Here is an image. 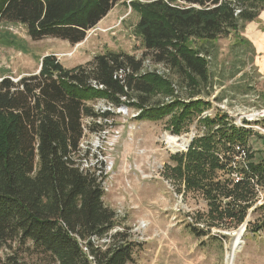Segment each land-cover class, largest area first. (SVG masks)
I'll list each match as a JSON object with an SVG mask.
<instances>
[{"label":"trees","instance_id":"16d2710c","mask_svg":"<svg viewBox=\"0 0 264 264\" xmlns=\"http://www.w3.org/2000/svg\"><path fill=\"white\" fill-rule=\"evenodd\" d=\"M121 1L0 0V21L25 25L34 40L52 36L75 45ZM132 5L140 13L141 58L107 50L65 67L52 53L42 56L36 72L18 80L0 76V250L5 251L0 264L132 263L136 244L130 235L119 229L110 233L118 220L103 198V169L97 175L98 166L82 169L76 160L85 118H94L87 127L99 131L104 125L99 118L114 115L91 102L135 106L141 119L170 115L173 132L181 133L183 123L203 115L211 102L192 95L147 104L149 95L173 96L175 86L159 71L142 72L145 57L151 54L201 87L210 81L204 43L233 34L247 45L251 40L242 32L264 10V0H133ZM0 44L17 45L16 34L0 31ZM200 121L207 133L190 141L188 151L175 153L176 163L168 168L185 180V188L210 197V214L242 223L251 206L252 181L264 183V159L256 160L250 145L245 164L235 148L247 146L253 131L227 113L204 115ZM221 170L227 177L220 181ZM263 226L264 221L258 229Z\"/></svg>","mask_w":264,"mask_h":264},{"label":"rangeland","instance_id":"374dc122","mask_svg":"<svg viewBox=\"0 0 264 264\" xmlns=\"http://www.w3.org/2000/svg\"><path fill=\"white\" fill-rule=\"evenodd\" d=\"M132 1L118 2L89 30L85 39L75 45L52 36L34 40L25 25L0 21V31L15 33L17 43L0 44V76L11 74L18 80L23 74L36 72L42 56L52 53L65 67L85 63L107 50L128 52L141 58L144 46L136 33L140 13L133 9ZM242 35L251 42L246 45L230 34L204 43L202 52L208 55L210 81L198 88L187 82L177 68L156 62L151 54L145 57V63L150 61L149 69L163 73L175 86L173 96L149 95L147 104L169 102L173 97L188 100L192 95L211 102L203 115H192L183 123L181 133L173 132L170 115L141 119L136 117L135 106H129L124 113L107 100L91 102L98 110L114 109V115L101 121L107 131L99 135V139L95 131H90L85 149L90 150L88 157L92 161L104 160L108 165L114 162L105 179L108 191L103 198L116 213H122L116 216L118 223L114 229L120 227L117 229L127 231L136 244L130 264H227L233 231L246 224L244 240L247 237V241H251L252 229L263 224L264 183L257 182L256 178L248 190L251 206L247 217L242 223H236L234 219L210 214V197L201 190L185 188V180L173 175L168 168L176 163L172 158L175 153L186 152L195 137L207 133L201 117H214L219 113H227L231 121L253 129L249 141L255 150V159H264V137L256 127H264V10L257 19L246 24ZM139 96L140 93L133 92L136 100ZM133 125L135 130L131 128ZM115 129L121 131V136H114ZM173 139L188 144L180 149ZM217 172L218 180L227 177V172ZM242 204L244 202L240 206ZM114 229L110 233L116 232ZM259 231V235L264 236V226ZM259 246L260 261L264 264V237L259 238ZM242 251L235 264H239ZM4 252L0 250V255L4 256Z\"/></svg>","mask_w":264,"mask_h":264},{"label":"built area","instance_id":"2783aa9c","mask_svg":"<svg viewBox=\"0 0 264 264\" xmlns=\"http://www.w3.org/2000/svg\"><path fill=\"white\" fill-rule=\"evenodd\" d=\"M150 61L149 60H147V63H145V61H144V63H143V67H142V72H145V71H152V69H149L147 66H148V63H149ZM120 76L122 77L123 76V74L121 73L120 74ZM94 83V85H96V86H100V87H103V85H101V84H99V85H97V83L96 82H93ZM125 97H123V99H124ZM127 108H128V106H126V105H121V106H119L118 107V111L120 112H124V113H127ZM96 110H98V109H96ZM101 111H104V110H111V111H114V109L112 110V108L111 107H108V108H101L100 109ZM141 112V109H138L137 108V112H136V117H138L139 116V113ZM263 117H264V114H263ZM105 120H108L109 119V117L108 118H104ZM95 119L94 118H92V117H87V118H85V122H84V131H85V136L83 137V139L81 140V142H80V144H79V146H80V149H79V151H81L80 152V155H81V158L80 159H76L79 163H80V166H81V168L82 169H85V167H92V166H98L100 169H98L97 170V175H100V173H101V171H102V169H103V175L105 174L106 175V177H105V179L109 176L108 174H109V172H110V170L111 169H113V167H114V162L111 164L110 163V165H108V164H105V162H104V160H95V161H92L91 160V158H89L88 157V153L90 152V150L89 149H85V148H87V145H85V143H86V137H87V135H88V133H90V130L88 129V127H87V125L88 124H91V121H94ZM264 120V119H263ZM102 121V118L100 117L99 118V120H98V122H101ZM244 127H246V126H244ZM257 128H259L261 131H262V135H263V137H264V127H261V126H256ZM133 130H135V128H136V126L135 125H133V127H131ZM253 130V129H252ZM107 131V129H105V128H101V129H99V131H95L94 133H96V139H99V135H101V134H103V133H105ZM114 136H116V137H119V136H121V131L120 130H118V129H115V132H114ZM250 141H249V143H248V145L247 146H245L244 144H241V143H238V144H236L235 145V148H236V151L238 152V157L239 158H241L242 160H243V162L246 164V162L248 161V156H247V154H248V152H249V148H250ZM103 147V146H102ZM83 150H84V153H83ZM188 151V150H187ZM90 154H91V152H90ZM101 157H102V155H100ZM89 160V161H88ZM97 161V162H96ZM241 178V176L240 175H236V179L238 180V179H240ZM105 179L103 180V189L105 190V192L106 191H108V187L106 186V181H105ZM257 190H260L259 189V186H257ZM259 192H261V191H259ZM264 204V203H263ZM263 204H261V205H263ZM122 213H120V214H118V212L116 213V216H118V215H121ZM245 227H246V225H245ZM117 228H120V227H117ZM116 228V229H117ZM116 229H114L115 231H117ZM109 240V238H103V240L102 241H108ZM97 242V241H96ZM86 249V248H85Z\"/></svg>","mask_w":264,"mask_h":264},{"label":"crops","instance_id":"0c3cea01","mask_svg":"<svg viewBox=\"0 0 264 264\" xmlns=\"http://www.w3.org/2000/svg\"><path fill=\"white\" fill-rule=\"evenodd\" d=\"M259 230L258 225L252 229L253 232L249 235L252 238L251 241H247V237L245 238V247L240 255L239 264H261L259 238L261 239L264 236L259 235L261 232Z\"/></svg>","mask_w":264,"mask_h":264},{"label":"bare ground","instance_id":"6f19581e","mask_svg":"<svg viewBox=\"0 0 264 264\" xmlns=\"http://www.w3.org/2000/svg\"><path fill=\"white\" fill-rule=\"evenodd\" d=\"M175 137V136H173ZM179 140V139H176ZM175 139H173L175 145L177 146V148H184L187 146L188 143H186V141H181V142H177ZM191 143H189L188 147L190 146ZM245 225H242L238 230L233 231L234 232V240L232 243V251L228 257V260H226L227 264H235V259L237 257V255L239 254L240 251H242L244 249V244H245V240H244V234H245Z\"/></svg>","mask_w":264,"mask_h":264},{"label":"water","instance_id":"95a60500","mask_svg":"<svg viewBox=\"0 0 264 264\" xmlns=\"http://www.w3.org/2000/svg\"><path fill=\"white\" fill-rule=\"evenodd\" d=\"M246 225V224H245Z\"/></svg>","mask_w":264,"mask_h":264}]
</instances>
